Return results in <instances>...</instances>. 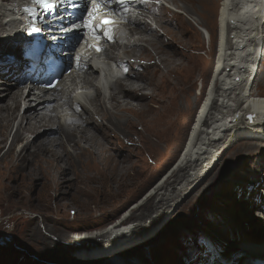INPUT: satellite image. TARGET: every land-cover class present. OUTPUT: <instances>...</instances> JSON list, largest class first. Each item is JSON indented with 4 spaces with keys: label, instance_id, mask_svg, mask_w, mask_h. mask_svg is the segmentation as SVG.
I'll use <instances>...</instances> for the list:
<instances>
[{
    "label": "bare ground",
    "instance_id": "1",
    "mask_svg": "<svg viewBox=\"0 0 264 264\" xmlns=\"http://www.w3.org/2000/svg\"><path fill=\"white\" fill-rule=\"evenodd\" d=\"M16 1L0 0V45L5 44L14 54L0 61V189L12 200H38L37 205L26 202L25 208L41 214L40 218L28 220L33 234L42 243L53 244L40 230H57L58 218L49 211L51 198L58 212L66 195H71V200L76 194L90 199L92 191H98L103 197L101 203L94 198L90 203H96L102 213L109 210L116 213L124 206L117 203L121 187L131 185L143 173L145 184H140L143 188L174 161L199 99L194 94L193 83L185 76L190 70L184 68L187 55L180 49L191 50L194 46L191 40L184 38L189 28L192 30L191 24L203 26L204 31L210 33L212 47L217 36L219 39L210 78L211 60L206 62L204 72L198 74L204 82L208 80L205 85L201 84L206 93L175 162L177 167L167 178H161L164 181H158L163 182L146 201L134 204L128 218L123 217V221L95 235L70 238L62 234L60 238L81 247L104 242L100 248L92 246L91 250L81 251L82 247L77 255L115 252L117 257L118 250L133 243L135 237L147 233L156 221L164 218L165 210L179 202L184 190L213 172L229 148L233 149L231 158L246 156L252 160L253 176L249 179L255 181L253 185L239 186L241 191L234 188L231 199H243L249 206L247 212L254 214L259 219L258 225L260 221L264 227V202L262 195L256 193L264 194V159L260 157L264 154L261 152L264 148V90L254 86L264 82V0H168V3L128 0L113 6L118 11L117 19L125 22L105 25L92 8L80 26V30L85 29L81 34L86 41L92 29L102 38L100 43L91 42L92 65L72 63L73 42L80 33L68 31L69 26L78 21L71 10L78 9L81 13L84 0H73L72 4L50 0L56 10L50 15L37 0H21L19 4ZM154 2L158 4H152ZM146 8L151 11L147 12ZM150 16L167 37L154 27V22L149 23ZM35 20L39 21L38 25L33 23ZM33 27L40 31L33 32ZM106 29H110L111 38L116 37L112 43H107ZM202 32L196 33V37L200 39ZM40 37L44 42L34 45L33 41ZM105 44L109 49L102 51ZM119 50L123 52L116 53ZM206 52L212 56L213 48ZM50 56L65 65V72L66 67L76 71L67 77L64 74L54 89L46 86L50 75L46 59ZM132 58L138 60L131 64L133 69L129 65ZM108 59L116 63L117 70L108 67ZM193 61L200 62V59L193 57ZM100 73H104V77ZM69 80L72 81L70 87L81 84L78 88L82 91L76 92V88L63 91L60 84L67 85ZM23 81L29 86L26 95L21 86ZM84 100L89 101L91 107L82 103ZM21 108H24L21 121L14 130ZM137 124L143 125L144 132H134ZM134 134H139L137 139H133ZM127 141H131L133 147L127 146ZM139 145L152 157L156 167L161 161L162 168L156 170L153 166L151 169L154 176H150V165L145 163L141 148H137ZM142 168L144 170H140ZM220 172L216 171L210 181H215ZM105 187L112 194L110 199L105 198ZM225 215H219V222L224 224L219 223L209 232V236L217 233L213 239L217 241L206 254L204 264H217L228 240L250 235L252 228L244 221L246 219L238 222L233 213ZM52 247L70 250V245L62 247L61 243H54ZM231 251L240 262L264 260L262 244H233ZM187 255L185 264H202L194 248H190ZM123 263L122 259L115 258L106 264Z\"/></svg>",
    "mask_w": 264,
    "mask_h": 264
},
{
    "label": "rangeland",
    "instance_id": "2",
    "mask_svg": "<svg viewBox=\"0 0 264 264\" xmlns=\"http://www.w3.org/2000/svg\"><path fill=\"white\" fill-rule=\"evenodd\" d=\"M147 2H152L151 0H145ZM160 1V0H158ZM165 0L164 2H167ZM182 4L181 1H179ZM152 4L157 5L158 3L154 2ZM170 5V4H169ZM173 8H176L170 5ZM167 8V7H166ZM147 9V8H146ZM144 9V10H146ZM169 9V8H168ZM171 10V9H169ZM147 12L151 10H146ZM173 12H177L171 10ZM183 11V10H182ZM178 12V14L182 13ZM149 23H152L158 31H160L161 35L167 37L165 31L161 29L158 24L153 20L152 16L148 19ZM151 24V25H152ZM191 28L187 35L184 38H188L191 40V43L194 45L192 46L191 50H186V48H181V52L185 53L187 57L185 58V67L188 68L190 71L185 72V76L193 83L194 85V94L198 96V102L193 110L192 116L189 121L188 128L184 135L183 141L179 148L178 154L174 161L170 162L163 168L161 174L159 176L153 178L149 184L143 188L141 186L145 184L144 174L142 172V176L139 177L137 180L129 184L128 186L120 188L119 198H117V203L123 204V208L114 213L111 210L106 211L107 213H102L97 210L96 203L91 201V198L96 202H100L102 195L98 191H92V196L90 199L82 196L80 194H76L71 200V195H66L67 198L63 200L64 205L62 208L56 212L55 204L53 203V198L50 200L51 207L49 211H53L54 216L58 218L57 220V230L55 229H42L40 233L42 236H46L50 241L53 242L52 245L47 243H42L37 237V235L33 234V228L31 223L29 222V218L31 217H41L40 213L32 212L26 210L25 206L27 205L26 202L32 205H37L38 200H34L32 202L19 200L17 198L9 199L0 189V264H106L110 262V259H122L125 264H185L187 253L189 252L190 248H194L195 251L198 252V256L201 258V263L204 264L206 260L205 256L210 253L211 248H214L215 245V236H209V232L213 231L217 225H219V221L221 218L219 217L220 214L225 215V213H233L236 216V220L240 222L242 219H246L249 226L252 228L250 231V235L246 238H233L228 240L226 244V250H221L218 256V263L217 264H264V260L262 262H256L254 259L251 260H243L240 262L236 256L233 255L231 251V246L234 244L236 245H264V229L263 225L259 221L254 214H249L246 208L249 209L246 202L243 199L233 200L231 199V192L237 189L239 186L248 184H255L254 178L249 179L252 177V168L251 163L252 160L250 158H246V156L242 157H235L231 158L232 155V148L226 150V152L220 158V162L217 167L208 174V176L202 180L201 182L195 183L192 187L188 190H184L179 196V202L173 206L170 210H165V217L156 221L153 225L154 227L149 229L147 233L140 234L139 236L135 237L136 240L129 244L128 246L118 250V254L116 257L114 253H102L100 255H93L90 256L89 254H81L77 255L79 249L84 247L83 250H91L92 246L100 248L104 242H95V243H87L86 246L74 245L72 241H69L67 238L62 239L60 236L62 234H66L71 237H84V235H91L97 234V232H101L107 230L113 224L120 221L123 217H129L130 213L134 207V204L138 202L139 204L146 201L145 199L151 194L154 193L157 187L165 180L161 178H167L172 171L177 167L175 165L176 160L180 156L185 143L187 142V137L193 123L194 117L198 111L199 106L201 105L204 97L205 91L201 88V84L205 85L208 81H203L204 79L198 75L200 71L204 72V67L206 66V62L211 60V69L209 72V78L215 66V56L217 51V42L219 37L216 38V43L211 46V36L210 33L205 32V28L203 26H196L195 24H191ZM165 29V26H163ZM195 28V29H194ZM166 30V29H165ZM196 30V31H195ZM198 31V32H197ZM204 33H203V32ZM202 34V37L199 39L196 37V33ZM205 38V39H204ZM204 40V41H203ZM43 38H38L37 40L33 41V44L39 45L42 44ZM2 41L0 40V44ZM203 45V47H202ZM211 46V47H210ZM2 47V48H1ZM203 48V49H202ZM209 48H213L212 56L209 55L206 51H209ZM19 49L16 46L15 52ZM123 50V49H122ZM185 51V52H184ZM192 51V52H191ZM123 51L119 50L116 53L119 54ZM200 52V53H199ZM11 48L6 47L5 44L3 46L0 45V61L7 58L9 59L10 56L12 57L14 54H11ZM205 53V54H204ZM17 54V53H16ZM4 55V56H3ZM190 56V57H189ZM193 57H197L200 59V62H194ZM104 59H106L104 57ZM107 60V59H106ZM109 60V59H108ZM135 61V58L130 60L131 64ZM213 61V64H212ZM198 65V67H197ZM113 67L115 70L116 63L114 61L109 60V66ZM3 68V67H2ZM5 71V70H4ZM133 71V70H132ZM135 71V70H134ZM101 75V73H100ZM104 77L101 75V77ZM208 78V79H209ZM112 80V79H111ZM67 85L65 82L61 85L62 90L66 92L71 91L74 88L77 89L76 92H81L82 89L78 88L81 87V84L73 85L70 87V83ZM1 85V84H0ZM5 86V85H3ZM21 86H23V92L26 95L29 91V86L27 85V81L21 82ZM77 86V87H75ZM255 89L260 87L261 90H264V82L260 81L259 84H255ZM109 91V86L106 87ZM105 90L107 91V89ZM104 90V89H103ZM104 90V91H105ZM75 93V92H73ZM107 95L109 92H106ZM197 93H199L197 95ZM84 100L82 103L87 104L89 107V101ZM79 109L80 106H77ZM24 109V108H23ZM23 109H20L19 118L15 121V127L18 126L19 122L21 121V114L23 113ZM67 110L70 111V106L67 107ZM131 115V114H130ZM84 118V117H83ZM75 124V123H72ZM71 124V126H73ZM139 125V126H138ZM138 127V128H137ZM136 129V130H135ZM140 129V130H139ZM134 132L141 133L144 132V127L142 124H137L134 127ZM138 134V135H139ZM138 135H132L133 139H137ZM44 134L40 136L42 138ZM38 138V140L40 139ZM245 141V140H243ZM11 142V137L8 140V144ZM141 144V142H140ZM127 146L133 147L131 141H127ZM142 146L139 145L137 148H141ZM143 148V147H142ZM141 152L144 154L143 158L146 164L150 165V176L153 172L151 169L153 166L156 168L161 167V161L158 162L156 167V163L153 162V159L149 154L146 152L145 149ZM145 150V151H144ZM151 150V149H150ZM264 151V148L261 152ZM146 155V156H145ZM262 159H264V154L260 155ZM259 158V157H258ZM160 168V169H161ZM223 168V169H222ZM140 170H144L143 168ZM221 170L220 174L215 181H210L213 174L216 171ZM139 172V170H136ZM154 173V172H153ZM170 173V174H169ZM210 175V176H209ZM251 175V176H250ZM154 176V174L152 175ZM248 176V177H247ZM163 180L161 183L158 181ZM249 179V180H247ZM141 184V186H140ZM182 185H179V187ZM99 188L102 187L101 184L98 185ZM106 189L105 198L110 199L111 193H109L108 188ZM242 188H238V191H241ZM151 190V191H150ZM108 191V192H107ZM157 191V190H156ZM36 192H34L35 194ZM256 193L260 196L262 195V202H264V194L259 191ZM183 194V196H182ZM96 196V197H95ZM87 199V200H86ZM142 199V200H141ZM141 200V201H140ZM86 201V202H85ZM6 203V204H5ZM101 203V202H100ZM238 203V204H237ZM85 205L88 208L84 207ZM54 208V209H53ZM88 209V211H87ZM87 211V212H86ZM127 213L124 215V213ZM114 213V214H113ZM247 213V214H246ZM88 214V215H87ZM264 215V213H262ZM87 215V216H86ZM156 214H154L155 216ZM112 216V217H111ZM226 216V215H225ZM90 217V218H89ZM219 218V219H218ZM227 220V218H224ZM123 221V220H121ZM37 222V221H36ZM29 223V224H28ZM133 223V221H132ZM224 223H220L222 226ZM87 226V227H86ZM135 224L133 225V227ZM76 227H79L76 229ZM218 227V226H217ZM61 229V230H60ZM89 230L83 234V231ZM62 231V232H61ZM215 233V232H213ZM60 234V235H59ZM83 234V235H82ZM219 236V235H218ZM205 239L209 241L211 248L202 245L200 243L201 239ZM75 241V240H74ZM54 243H61L62 247H69L70 250L68 251H60L54 249L52 247ZM74 245V246H73ZM86 248V249H85ZM120 253V254H119ZM203 253V254H202ZM205 253V254H204ZM207 254V255H206ZM224 256H223V255ZM181 257L179 261L178 258ZM204 256V257H203ZM203 257V258H202ZM240 262V263H239ZM123 263V264H124ZM191 264V263H188Z\"/></svg>",
    "mask_w": 264,
    "mask_h": 264
},
{
    "label": "snow or ice",
    "instance_id": "3",
    "mask_svg": "<svg viewBox=\"0 0 264 264\" xmlns=\"http://www.w3.org/2000/svg\"><path fill=\"white\" fill-rule=\"evenodd\" d=\"M61 2H67L68 4H72L73 3V0H61ZM37 3L42 4L44 6V8H45V11H50V10H52L55 7V5L50 2V0H37ZM111 23L112 22L110 20H105L104 21V24H111ZM101 27L103 28V25ZM32 31L33 32H39L40 29L39 28H36V27H33L32 28ZM104 36L105 37H108L109 39L111 38L110 37V29L104 30ZM97 50L99 51V48H97ZM200 243L202 245H205V246L211 248L210 242L207 241V240H205V239H203V238L200 240Z\"/></svg>",
    "mask_w": 264,
    "mask_h": 264
}]
</instances>
